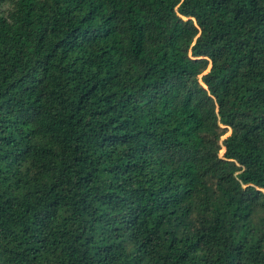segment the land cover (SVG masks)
Returning <instances> with one entry per match:
<instances>
[{
  "label": "trees",
  "instance_id": "obj_1",
  "mask_svg": "<svg viewBox=\"0 0 264 264\" xmlns=\"http://www.w3.org/2000/svg\"><path fill=\"white\" fill-rule=\"evenodd\" d=\"M0 264H264V0H0Z\"/></svg>",
  "mask_w": 264,
  "mask_h": 264
},
{
  "label": "rangeland",
  "instance_id": "obj_2",
  "mask_svg": "<svg viewBox=\"0 0 264 264\" xmlns=\"http://www.w3.org/2000/svg\"><path fill=\"white\" fill-rule=\"evenodd\" d=\"M228 133H229V130H227V131L224 133V135H222V137H223V136H226ZM218 154H219V155L222 154V150H221V149L219 150ZM259 215H260V212L257 213V214H255V217H258Z\"/></svg>",
  "mask_w": 264,
  "mask_h": 264
}]
</instances>
